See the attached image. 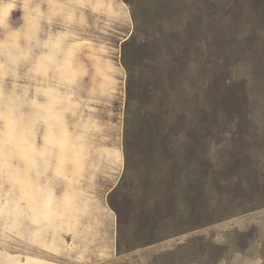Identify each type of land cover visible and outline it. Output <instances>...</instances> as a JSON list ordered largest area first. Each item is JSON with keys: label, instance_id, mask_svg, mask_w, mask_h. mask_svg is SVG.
Here are the masks:
<instances>
[{"label": "rangeland", "instance_id": "1", "mask_svg": "<svg viewBox=\"0 0 264 264\" xmlns=\"http://www.w3.org/2000/svg\"><path fill=\"white\" fill-rule=\"evenodd\" d=\"M218 222L264 264V0H0V264Z\"/></svg>", "mask_w": 264, "mask_h": 264}, {"label": "crops", "instance_id": "2", "mask_svg": "<svg viewBox=\"0 0 264 264\" xmlns=\"http://www.w3.org/2000/svg\"><path fill=\"white\" fill-rule=\"evenodd\" d=\"M226 227L218 222L130 248H120L116 229L93 242L89 237L78 241V235H87L88 231L64 233V248H59L57 263L35 257L23 260L15 254L11 256L10 264H234L226 256L221 258V242L226 239L223 229Z\"/></svg>", "mask_w": 264, "mask_h": 264}]
</instances>
